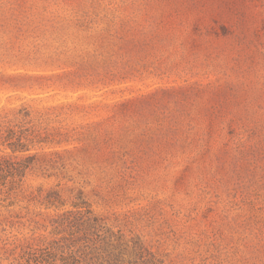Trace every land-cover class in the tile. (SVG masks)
Instances as JSON below:
<instances>
[{
    "label": "rangeland",
    "instance_id": "obj_1",
    "mask_svg": "<svg viewBox=\"0 0 264 264\" xmlns=\"http://www.w3.org/2000/svg\"><path fill=\"white\" fill-rule=\"evenodd\" d=\"M0 264H264V0H0Z\"/></svg>",
    "mask_w": 264,
    "mask_h": 264
}]
</instances>
